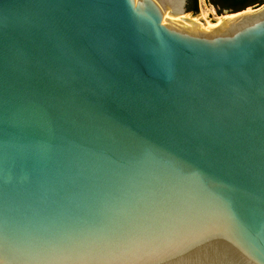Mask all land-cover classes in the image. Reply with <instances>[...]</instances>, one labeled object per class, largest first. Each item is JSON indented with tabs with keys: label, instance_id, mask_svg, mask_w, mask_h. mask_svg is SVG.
Segmentation results:
<instances>
[{
	"label": "water",
	"instance_id": "95a60500",
	"mask_svg": "<svg viewBox=\"0 0 264 264\" xmlns=\"http://www.w3.org/2000/svg\"><path fill=\"white\" fill-rule=\"evenodd\" d=\"M0 0V264H264V5Z\"/></svg>",
	"mask_w": 264,
	"mask_h": 264
},
{
	"label": "trees",
	"instance_id": "16d2710c",
	"mask_svg": "<svg viewBox=\"0 0 264 264\" xmlns=\"http://www.w3.org/2000/svg\"><path fill=\"white\" fill-rule=\"evenodd\" d=\"M217 8L218 12L235 13L244 11L250 7H260L264 5V0H209ZM187 9L197 15L199 13V0H189Z\"/></svg>",
	"mask_w": 264,
	"mask_h": 264
},
{
	"label": "rangeland",
	"instance_id": "374dc122",
	"mask_svg": "<svg viewBox=\"0 0 264 264\" xmlns=\"http://www.w3.org/2000/svg\"><path fill=\"white\" fill-rule=\"evenodd\" d=\"M258 8L259 7H250L247 9V12L257 10ZM202 12L205 14L206 20L210 24H215V23H219V22L222 23L223 20L228 19L229 16H232L231 14H228V12H223L222 14H220L218 12L217 8H215L209 2V0H199V13L195 17L197 19H199L198 17ZM200 21H202V20H200ZM204 23H203V25H201V28H207L206 21Z\"/></svg>",
	"mask_w": 264,
	"mask_h": 264
},
{
	"label": "bare ground",
	"instance_id": "6f19581e",
	"mask_svg": "<svg viewBox=\"0 0 264 264\" xmlns=\"http://www.w3.org/2000/svg\"><path fill=\"white\" fill-rule=\"evenodd\" d=\"M236 16H238V15H232V16H229L228 19L234 18V17H236ZM198 18H199V19H197L196 17L193 18V20H192L191 22L198 24L197 26H199V28H201V25H203V23L206 21V25H207L206 30H209V29H211V28H216V27H218V26L221 24V22H219V23H215V24H210V23L206 20V16H205V14H204L203 12L199 15ZM194 19H195V20H194ZM200 20H202V21H200ZM203 21H204V22H203ZM204 24H205V23H204ZM204 29H205V28H204Z\"/></svg>",
	"mask_w": 264,
	"mask_h": 264
}]
</instances>
